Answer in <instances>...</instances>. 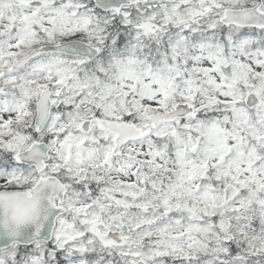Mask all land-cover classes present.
I'll use <instances>...</instances> for the list:
<instances>
[{"label":"snow or ice","instance_id":"snow-or-ice-1","mask_svg":"<svg viewBox=\"0 0 264 264\" xmlns=\"http://www.w3.org/2000/svg\"><path fill=\"white\" fill-rule=\"evenodd\" d=\"M0 264H264V0H0Z\"/></svg>","mask_w":264,"mask_h":264}]
</instances>
